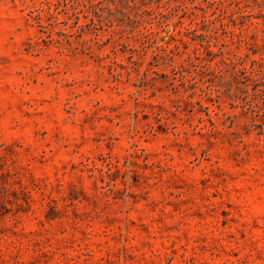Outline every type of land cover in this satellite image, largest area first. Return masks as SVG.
<instances>
[{
    "label": "rangeland",
    "instance_id": "obj_1",
    "mask_svg": "<svg viewBox=\"0 0 264 264\" xmlns=\"http://www.w3.org/2000/svg\"><path fill=\"white\" fill-rule=\"evenodd\" d=\"M0 264H264V0H0Z\"/></svg>",
    "mask_w": 264,
    "mask_h": 264
}]
</instances>
